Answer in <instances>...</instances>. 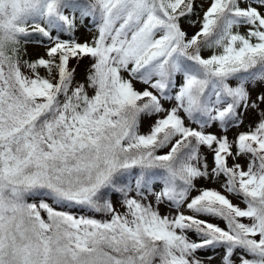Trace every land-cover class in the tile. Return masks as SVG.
I'll use <instances>...</instances> for the list:
<instances>
[{"label":"snow or ice","instance_id":"1","mask_svg":"<svg viewBox=\"0 0 264 264\" xmlns=\"http://www.w3.org/2000/svg\"><path fill=\"white\" fill-rule=\"evenodd\" d=\"M0 264H264V0H0Z\"/></svg>","mask_w":264,"mask_h":264}]
</instances>
